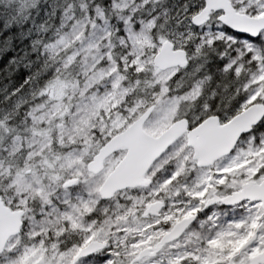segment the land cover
<instances>
[{
    "label": "snow or ice",
    "instance_id": "6c2138e0",
    "mask_svg": "<svg viewBox=\"0 0 264 264\" xmlns=\"http://www.w3.org/2000/svg\"><path fill=\"white\" fill-rule=\"evenodd\" d=\"M46 3L0 21V264H264V0Z\"/></svg>",
    "mask_w": 264,
    "mask_h": 264
},
{
    "label": "trees",
    "instance_id": "16d2710c",
    "mask_svg": "<svg viewBox=\"0 0 264 264\" xmlns=\"http://www.w3.org/2000/svg\"><path fill=\"white\" fill-rule=\"evenodd\" d=\"M177 2H180V0H177ZM17 6L18 0H0V21L4 23L6 29L10 27L15 28L18 33H21V38L19 34L13 38L12 45L16 48V51L22 55L23 44L21 43V39H23V34H25L27 30H32L34 32L35 25L47 18L46 11L48 10V5L47 3H43V7H41L39 11H37L36 8L30 10L27 21L14 19L17 15Z\"/></svg>",
    "mask_w": 264,
    "mask_h": 264
},
{
    "label": "clouds",
    "instance_id": "9594fccd",
    "mask_svg": "<svg viewBox=\"0 0 264 264\" xmlns=\"http://www.w3.org/2000/svg\"><path fill=\"white\" fill-rule=\"evenodd\" d=\"M46 2H47V0H36V4H37L36 10L39 11V9L41 7H43V3H46ZM97 91H99V90L97 89ZM92 95H95V93H92ZM105 115H107V113H105ZM102 125H103V120L101 121V124L93 125V127H95L97 130L103 132ZM65 134L67 135V133H65ZM74 142H78V139L70 138V143H74Z\"/></svg>",
    "mask_w": 264,
    "mask_h": 264
}]
</instances>
